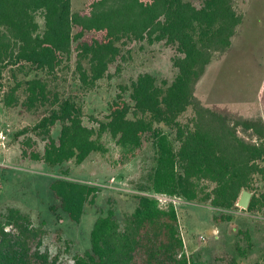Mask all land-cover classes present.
<instances>
[{"label":"trees","instance_id":"obj_1","mask_svg":"<svg viewBox=\"0 0 264 264\" xmlns=\"http://www.w3.org/2000/svg\"><path fill=\"white\" fill-rule=\"evenodd\" d=\"M89 7L75 12L72 0H0V83L5 66L12 65L15 77L9 89L0 87V98L9 107L45 108L31 131L46 140L43 153L34 157L49 167L105 154V135L119 145L121 166L137 157L146 142L156 147V163L148 184L139 187L143 192L135 195L134 211L123 220L113 209L99 216L92 246L75 264H188L186 255L180 257L185 248L176 205L162 206L147 193L232 209L244 190L254 191L257 175L264 180V118L234 119L196 95L215 55L231 48L243 15L235 0H93ZM127 40L174 46L177 74L171 82H158L150 72L139 74L130 86L133 103L121 94L112 101L107 121L87 125L81 107L54 90L49 76L75 57L82 83L94 84L112 65L120 68ZM190 108L193 117L182 123L180 117ZM240 126L255 137L241 136ZM164 127L176 132L178 146ZM204 180L214 186L207 190ZM50 188L59 208L77 222L100 190L67 176L55 177ZM259 195L252 193L249 210L264 207V192ZM27 221L16 208L0 218V264H57L24 241ZM8 225L17 234L7 231Z\"/></svg>","mask_w":264,"mask_h":264},{"label":"rangeland","instance_id":"obj_2","mask_svg":"<svg viewBox=\"0 0 264 264\" xmlns=\"http://www.w3.org/2000/svg\"><path fill=\"white\" fill-rule=\"evenodd\" d=\"M92 2L72 0L73 11L89 10ZM235 6L243 20L232 48L215 55L197 84L196 95L204 104L234 119L264 118V0H235ZM122 48L126 58L120 68L112 65L110 73L94 84L82 83L75 57L67 59L55 76H49L54 90L63 97H71L81 107L87 125L107 121L112 101L121 94L133 103L130 86L139 74L150 72L158 82H171L177 74L173 64L174 46L127 40ZM11 66L1 69L0 87L5 90L15 83ZM35 73L33 70L31 75ZM23 75L20 73L19 78ZM20 93L24 97L23 89ZM44 110V107L29 110L21 103L9 107L4 96L0 98V218L4 219L10 208L21 210L28 217L30 227L24 241L52 262L75 264L78 256L90 250L91 231L99 216L113 209L123 220L134 211L138 203L135 195L143 192L139 187L148 184L149 173L156 163V147L152 141L146 142L137 157L121 166L119 145L105 135V154L93 153L81 164L71 160L49 167L34 157V153H43L46 140L31 131ZM193 114L190 108L180 121L189 122ZM164 128L178 146L176 132ZM60 129V123L54 127L55 138ZM239 134L247 139L255 137L252 130L243 126L239 127ZM118 174L123 175L121 181L115 179ZM58 176L100 187L95 200L87 203L79 222L71 220L59 208L50 188ZM202 183L207 190L214 186L210 180ZM262 192L264 180L257 175L252 193ZM176 199L179 231L191 264H231L232 260L240 264H264V207L249 210L237 204L227 209ZM6 230L17 234L12 226L8 225Z\"/></svg>","mask_w":264,"mask_h":264},{"label":"built area","instance_id":"obj_3","mask_svg":"<svg viewBox=\"0 0 264 264\" xmlns=\"http://www.w3.org/2000/svg\"><path fill=\"white\" fill-rule=\"evenodd\" d=\"M147 194H150L151 196L156 197L157 199H159L161 205H166L169 202H173L175 204V203H178L176 198L182 199L180 197H170V196H167L165 194H159V193H153V192H150V193H147ZM183 255H186V257L188 259V264H191L190 258L188 256L187 251H186V248L184 249V251H182L180 253V257L183 256Z\"/></svg>","mask_w":264,"mask_h":264},{"label":"water","instance_id":"obj_4","mask_svg":"<svg viewBox=\"0 0 264 264\" xmlns=\"http://www.w3.org/2000/svg\"><path fill=\"white\" fill-rule=\"evenodd\" d=\"M115 179L116 181H121L123 179V175L118 174ZM251 197H252V192L249 190H244L238 201V205L242 206L243 208H248L251 201Z\"/></svg>","mask_w":264,"mask_h":264},{"label":"crops","instance_id":"obj_5","mask_svg":"<svg viewBox=\"0 0 264 264\" xmlns=\"http://www.w3.org/2000/svg\"><path fill=\"white\" fill-rule=\"evenodd\" d=\"M233 45V44H232ZM231 48H232V46H231Z\"/></svg>","mask_w":264,"mask_h":264}]
</instances>
